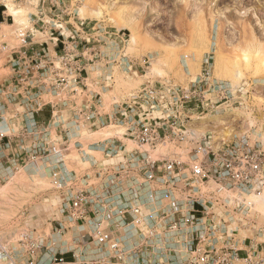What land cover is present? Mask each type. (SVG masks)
Returning <instances> with one entry per match:
<instances>
[{
	"label": "built area",
	"instance_id": "2783aa9c",
	"mask_svg": "<svg viewBox=\"0 0 264 264\" xmlns=\"http://www.w3.org/2000/svg\"><path fill=\"white\" fill-rule=\"evenodd\" d=\"M65 1L38 0L19 26L8 15L14 42L1 43L9 75L0 83V183L47 174L59 209L51 234L0 242V264H264V216L253 203L264 193L260 135L216 139L192 126L195 116L223 111L227 84L206 66L185 86L149 82L108 105L110 88L89 86L96 27ZM108 127L122 136L84 144L85 133ZM160 146L188 160L145 149ZM75 152L93 162L82 174L69 169ZM144 189L151 205L140 200Z\"/></svg>",
	"mask_w": 264,
	"mask_h": 264
},
{
	"label": "rangeland",
	"instance_id": "374dc122",
	"mask_svg": "<svg viewBox=\"0 0 264 264\" xmlns=\"http://www.w3.org/2000/svg\"><path fill=\"white\" fill-rule=\"evenodd\" d=\"M65 2L73 5L77 21L96 27L90 32V46L99 51L91 57V64L97 66L90 71L89 86L102 94L100 88L107 85L110 92L104 99L108 105L124 100L149 82L168 80L185 86L208 66L214 79L227 84L231 95L226 99L219 95L217 107L223 111L214 116H195L193 129L216 139L252 131L264 143V0ZM37 3L7 0V14L14 17L16 25L26 24L33 11L30 4ZM10 8L18 14L13 15ZM9 24H13L11 18ZM13 30L4 25L0 33V83L9 75V58L1 50V43L14 42ZM122 134L121 128L108 127L85 133L83 142L94 144ZM133 147L130 144L129 148ZM145 149L156 157L181 153L183 160H188L186 153L171 146ZM92 155L104 161L100 153ZM71 159L69 169L80 174L93 163L76 152ZM262 196L254 197L253 203L255 211L264 216V193ZM139 197L151 205L146 189ZM58 202L47 174L20 172L0 183V242L14 246L27 231L51 234L57 227Z\"/></svg>",
	"mask_w": 264,
	"mask_h": 264
},
{
	"label": "crops",
	"instance_id": "0c3cea01",
	"mask_svg": "<svg viewBox=\"0 0 264 264\" xmlns=\"http://www.w3.org/2000/svg\"><path fill=\"white\" fill-rule=\"evenodd\" d=\"M7 0H0V29L2 30V27L4 25H7L10 27L9 24V16L7 14V11L4 8V4H6ZM31 9L33 10L32 13H36V5L31 6ZM5 12V14H3ZM39 37L36 36L35 39H38ZM54 45L51 43L50 47H53ZM9 58V56H8Z\"/></svg>",
	"mask_w": 264,
	"mask_h": 264
},
{
	"label": "bare ground",
	"instance_id": "6f19581e",
	"mask_svg": "<svg viewBox=\"0 0 264 264\" xmlns=\"http://www.w3.org/2000/svg\"><path fill=\"white\" fill-rule=\"evenodd\" d=\"M8 9H9V7H8ZM10 10L12 11V13H13V15H17L18 14V12L16 11V10H14V9H12V8H10ZM246 12V11H245ZM244 13V12H243ZM254 38H256V37H254ZM252 40H253V38H251ZM255 40V39H254ZM256 41V40H255ZM255 41H253V42H255ZM261 42V41H260ZM256 43V42H255ZM253 44V43H252ZM257 44V43H256ZM255 44V45H256ZM262 45V47H264L263 46V44H261ZM260 47V46H259ZM258 47V48H259ZM253 49V48H252ZM257 52V51H256ZM261 52V51H260ZM259 54V53H258ZM262 198H263V196H262ZM262 198H261V200H262ZM264 203V202H263Z\"/></svg>",
	"mask_w": 264,
	"mask_h": 264
}]
</instances>
